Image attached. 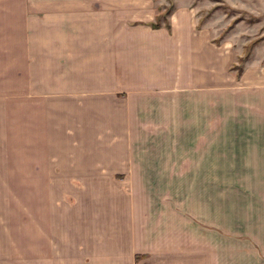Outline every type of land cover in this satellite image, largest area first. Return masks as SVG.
<instances>
[{
  "label": "crops",
  "instance_id": "crops-1",
  "mask_svg": "<svg viewBox=\"0 0 264 264\" xmlns=\"http://www.w3.org/2000/svg\"><path fill=\"white\" fill-rule=\"evenodd\" d=\"M223 1L264 20V0ZM163 2L0 0V160L14 129L31 264H264V38L238 73L206 1L153 28Z\"/></svg>",
  "mask_w": 264,
  "mask_h": 264
},
{
  "label": "rangeland",
  "instance_id": "rangeland-1",
  "mask_svg": "<svg viewBox=\"0 0 264 264\" xmlns=\"http://www.w3.org/2000/svg\"><path fill=\"white\" fill-rule=\"evenodd\" d=\"M204 1H206L205 5H209V6H207L205 9H202V13L200 14L199 21L201 23L202 20H205L208 17H211L213 15L216 16L215 23H217L218 26L216 27V29H218L217 31H219L218 34L219 36L215 39V41H217L224 34L229 33L233 29L232 31L234 38L233 47H236L237 50L239 51L242 46L243 51H241V56H243L245 53L248 54L251 53V51L254 48L253 45L256 43L258 38H264V20H262V16L260 14H256L255 12L248 13L247 11L231 8L226 4L224 5L223 0H204ZM172 4H174L173 0H165L162 6H164V8L171 6L172 8ZM239 21H243V24L239 25L236 28L235 26H237ZM259 21H261L260 23L263 26H259V27L257 26V28L253 27L255 23ZM241 63H242L241 61L240 62L238 61V64H235L234 68L239 69ZM9 106L12 109L10 108L8 110V118L10 121H13L17 117L18 113L15 112V109H13L14 106H12L11 103H9ZM13 125H15L14 121H13ZM9 131H10L9 133L10 136L8 137L6 142V146H7L6 150H4L8 152L9 157L5 160L4 159L0 160V167L5 169L9 168L8 179L10 183L8 188L9 191L7 192L8 196H6V198L7 200H9L8 205H10V207L9 209L5 208V206L2 205H6V202L0 201V210H1L0 217H6L11 220L8 223L9 224L8 226H10V230L8 233L9 236H5L4 234L5 232H3L4 229L1 230V226L2 228H4V224L2 222L0 223V247H2V249L0 248V264H31L32 254L30 252L31 251V248L29 246L30 244L25 240L21 241L19 239V232H17V230L15 229L16 220L18 218L20 219L22 217H26V215L23 212L24 209H22L24 205L21 207L22 202L31 199V195L33 194V192H31L29 189V186L31 184V176L25 173V171L30 170V168L27 167L26 160H24V156L21 155V158H19L18 155L16 154L17 150H19V145H20V143L19 145H17L16 143V135H15L16 130L9 129ZM25 145H27V142L25 143ZM3 192H5V190ZM0 196H5V195L0 193ZM26 196H28V198ZM21 198H23L22 202H21ZM17 204L20 207H18ZM6 209L8 211H6ZM236 218L237 217L231 218L233 221L232 233L234 234V237L236 235L234 233L235 230L234 225L238 224L235 222ZM224 219H227V217H221V218L216 217L218 226L215 227V229L220 234H222V228L225 225V222L223 221ZM248 220L250 225L261 227L264 224V220L260 221L257 224L258 220L254 219L253 217L248 218ZM227 225L226 227H224L225 229L228 228ZM262 231H264V228ZM222 240L223 239L220 238V236L217 238L218 246H222ZM256 241L260 243L258 245L259 247L264 246L263 237H259V239H256ZM232 256L233 258H235L236 255L235 256L232 255Z\"/></svg>",
  "mask_w": 264,
  "mask_h": 264
},
{
  "label": "trees",
  "instance_id": "trees-1",
  "mask_svg": "<svg viewBox=\"0 0 264 264\" xmlns=\"http://www.w3.org/2000/svg\"><path fill=\"white\" fill-rule=\"evenodd\" d=\"M171 6H168L167 8L163 9V13H158L157 16H155V19L149 24L150 26H152L153 28H158L160 27V23L164 22V25H166L167 27H169V25H167L166 23V16H168L171 12ZM248 56V53H245L243 56L239 57V62H243L245 60V58ZM236 70L238 71V73H240V68Z\"/></svg>",
  "mask_w": 264,
  "mask_h": 264
}]
</instances>
